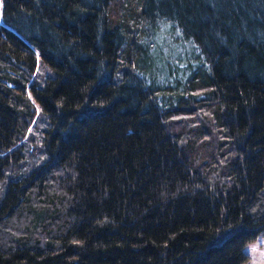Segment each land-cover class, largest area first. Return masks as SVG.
I'll list each match as a JSON object with an SVG mask.
<instances>
[{
  "label": "trees",
  "instance_id": "obj_1",
  "mask_svg": "<svg viewBox=\"0 0 264 264\" xmlns=\"http://www.w3.org/2000/svg\"><path fill=\"white\" fill-rule=\"evenodd\" d=\"M201 57L166 85L153 40ZM264 238V0H0V264H246Z\"/></svg>",
  "mask_w": 264,
  "mask_h": 264
},
{
  "label": "rangeland",
  "instance_id": "obj_2",
  "mask_svg": "<svg viewBox=\"0 0 264 264\" xmlns=\"http://www.w3.org/2000/svg\"><path fill=\"white\" fill-rule=\"evenodd\" d=\"M155 57L159 71H155L157 80H165L166 85H176L175 80L182 82L183 76L189 72L190 64L194 68L201 57L199 50L184 41L179 32L170 26H163L153 40ZM250 260L246 264H264V238L259 237L246 247Z\"/></svg>",
  "mask_w": 264,
  "mask_h": 264
}]
</instances>
